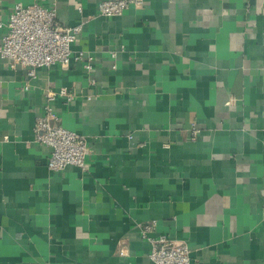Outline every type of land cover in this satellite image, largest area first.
<instances>
[{
  "label": "crops",
  "instance_id": "obj_1",
  "mask_svg": "<svg viewBox=\"0 0 264 264\" xmlns=\"http://www.w3.org/2000/svg\"><path fill=\"white\" fill-rule=\"evenodd\" d=\"M35 1L82 23L72 52L94 61L29 79L0 56V264H154L148 224L191 264H264V0H141L117 17L98 15L106 0H0V23ZM63 88L75 99L53 108L88 142L84 172L49 171L34 142Z\"/></svg>",
  "mask_w": 264,
  "mask_h": 264
},
{
  "label": "built area",
  "instance_id": "obj_2",
  "mask_svg": "<svg viewBox=\"0 0 264 264\" xmlns=\"http://www.w3.org/2000/svg\"><path fill=\"white\" fill-rule=\"evenodd\" d=\"M141 0H106L97 6L98 15L102 17L121 16L132 6H140ZM0 40V56L7 60L14 69L20 66L26 70L27 77L34 78L39 68L58 66L69 67L71 59L82 64L87 72L93 68L94 57L83 51L72 52V44L80 35L82 23L74 26L59 22L54 4L45 6L42 2L12 5ZM114 54L111 58H114ZM116 66L113 65V68ZM88 83L94 79L88 77ZM27 88V87H26ZM42 113L36 119L33 128L34 142L49 149L47 169L60 172L67 167L85 171V158L89 151L86 138L75 131L58 124V116L53 108L57 98L70 103L75 95L66 88L58 92H47ZM92 96H86L91 100ZM191 139L195 140L198 128L193 122L189 127ZM7 139V137H5ZM154 225H143L140 234L150 245L149 259L154 264H191V249L187 243L173 240L163 234H154ZM151 234H154L151 236Z\"/></svg>",
  "mask_w": 264,
  "mask_h": 264
}]
</instances>
